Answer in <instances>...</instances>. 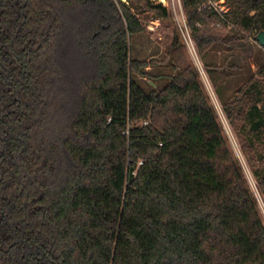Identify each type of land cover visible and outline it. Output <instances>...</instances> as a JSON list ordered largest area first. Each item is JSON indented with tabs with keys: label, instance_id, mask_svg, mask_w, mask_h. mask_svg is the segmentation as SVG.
Instances as JSON below:
<instances>
[{
	"label": "trees",
	"instance_id": "16d2710c",
	"mask_svg": "<svg viewBox=\"0 0 264 264\" xmlns=\"http://www.w3.org/2000/svg\"><path fill=\"white\" fill-rule=\"evenodd\" d=\"M181 3L264 203V0ZM145 12L168 17L153 0H0V264H264L199 71L161 92L132 79L156 65L130 58Z\"/></svg>",
	"mask_w": 264,
	"mask_h": 264
},
{
	"label": "rangeland",
	"instance_id": "374dc122",
	"mask_svg": "<svg viewBox=\"0 0 264 264\" xmlns=\"http://www.w3.org/2000/svg\"><path fill=\"white\" fill-rule=\"evenodd\" d=\"M153 1L162 3L166 7L168 17L161 19L152 12L136 14L144 27V31L130 38V58L140 62H155L156 65L145 69L146 77L132 74V79L146 92H161L170 83V79L178 76L186 66L191 65L199 71L200 81L216 111L228 146L235 159L240 163L248 186L257 199L260 216L264 223V203L247 166L246 159L240 151L236 136L223 114L222 106L190 38L181 0ZM175 35H179L180 46L173 48L172 43ZM255 47L258 49L257 45ZM238 53L241 59L246 57L243 53ZM253 69L257 70L255 66H253ZM234 88V84L225 86L227 93H230ZM69 93L68 97L67 93L65 94L67 98H65L60 107L62 111H68L72 108L70 95H76V92L71 91Z\"/></svg>",
	"mask_w": 264,
	"mask_h": 264
},
{
	"label": "water",
	"instance_id": "95a60500",
	"mask_svg": "<svg viewBox=\"0 0 264 264\" xmlns=\"http://www.w3.org/2000/svg\"><path fill=\"white\" fill-rule=\"evenodd\" d=\"M122 2H127V0H121ZM257 40L262 47H264V32H260L257 36Z\"/></svg>",
	"mask_w": 264,
	"mask_h": 264
}]
</instances>
